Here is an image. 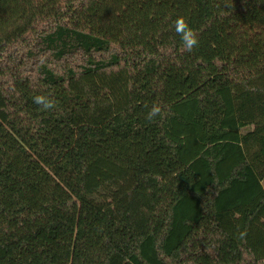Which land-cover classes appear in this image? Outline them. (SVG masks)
I'll list each match as a JSON object with an SVG mask.
<instances>
[{"label": "trees", "instance_id": "trees-1", "mask_svg": "<svg viewBox=\"0 0 264 264\" xmlns=\"http://www.w3.org/2000/svg\"><path fill=\"white\" fill-rule=\"evenodd\" d=\"M114 256L264 264V0H0V264Z\"/></svg>", "mask_w": 264, "mask_h": 264}, {"label": "clouds", "instance_id": "clouds-1", "mask_svg": "<svg viewBox=\"0 0 264 264\" xmlns=\"http://www.w3.org/2000/svg\"><path fill=\"white\" fill-rule=\"evenodd\" d=\"M175 32L179 34L184 50L187 52L193 51V49L199 43V33L190 27L187 18L183 15L178 16L174 22ZM34 103L42 105L44 109H52L55 105L53 101L43 95L34 97ZM162 105L160 103H154L147 114V118L151 121L162 112Z\"/></svg>", "mask_w": 264, "mask_h": 264}, {"label": "rangeland", "instance_id": "rangeland-1", "mask_svg": "<svg viewBox=\"0 0 264 264\" xmlns=\"http://www.w3.org/2000/svg\"><path fill=\"white\" fill-rule=\"evenodd\" d=\"M232 132H234L233 134H241L243 131H238V130H232ZM185 137L187 140V144H186V152L187 154H191L192 151L196 148V135L194 130L192 129H187V131L185 132ZM111 264H126L121 258H119V256H114V259L112 260Z\"/></svg>", "mask_w": 264, "mask_h": 264}]
</instances>
